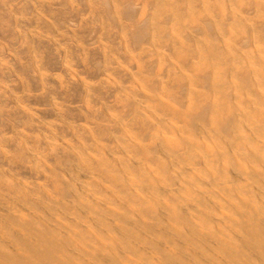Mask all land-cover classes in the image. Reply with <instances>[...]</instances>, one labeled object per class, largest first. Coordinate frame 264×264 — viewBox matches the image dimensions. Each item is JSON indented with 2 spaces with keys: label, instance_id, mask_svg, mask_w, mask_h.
Instances as JSON below:
<instances>
[{
  "label": "bare ground",
  "instance_id": "obj_1",
  "mask_svg": "<svg viewBox=\"0 0 264 264\" xmlns=\"http://www.w3.org/2000/svg\"><path fill=\"white\" fill-rule=\"evenodd\" d=\"M0 264H264V0H0Z\"/></svg>",
  "mask_w": 264,
  "mask_h": 264
}]
</instances>
